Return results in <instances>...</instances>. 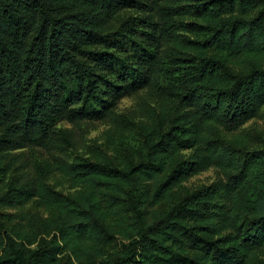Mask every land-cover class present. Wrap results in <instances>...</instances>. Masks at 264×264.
I'll list each match as a JSON object with an SVG mask.
<instances>
[{"label":"trees","instance_id":"1","mask_svg":"<svg viewBox=\"0 0 264 264\" xmlns=\"http://www.w3.org/2000/svg\"><path fill=\"white\" fill-rule=\"evenodd\" d=\"M141 92L138 121L115 113ZM255 119L264 0H0V264H264ZM105 120L70 159L61 125Z\"/></svg>","mask_w":264,"mask_h":264},{"label":"rangeland","instance_id":"2","mask_svg":"<svg viewBox=\"0 0 264 264\" xmlns=\"http://www.w3.org/2000/svg\"><path fill=\"white\" fill-rule=\"evenodd\" d=\"M132 16V17H140L141 14L140 12H137L135 10H128L127 12L123 13V17L125 16ZM118 24L116 25V27ZM131 51H128V53H125V55L130 54ZM123 55V56H125ZM145 92H141L140 94H137L132 97L124 98L122 99L116 109L115 113L120 114V113H125L129 114L132 119H135L138 121V119L143 116V110H142V105H141V99L144 98ZM62 128H66L68 130L73 131L75 139L77 141V148L76 149H70L69 151V158L73 159L76 156H84L87 151V147L91 145L92 143H96L100 146H104V132L109 129V121H99V122H92V121H87V122H81L75 125H71L68 123H63L61 125ZM246 130H253L259 133H262L264 136V131H263V120L262 119H255L248 124L244 126ZM11 155L18 156V164L16 165H21L26 164L27 170L30 171V166L34 162L41 161V160H51V156L44 150H39V149H31V148H26L24 150L16 151L13 152ZM85 158L87 155L84 156ZM13 168V167H12ZM58 175H55V178L51 180V183L54 185H57L58 190H62L63 192L67 193L69 192L68 190V184L64 183L63 181H59ZM219 179L218 172L214 169L207 170L205 172H202L190 179H188L184 184L183 188L181 189L180 193L185 194L186 192H191L199 187L202 186H209L213 182ZM33 210V209H32ZM19 211L17 210H10V209H5V208H0V213L2 215L4 214H16ZM25 212H28L30 214L33 213V211H30L29 209H26ZM34 212L41 216L44 217V213L42 211H35ZM119 245V242H118ZM264 259V256H263Z\"/></svg>","mask_w":264,"mask_h":264}]
</instances>
